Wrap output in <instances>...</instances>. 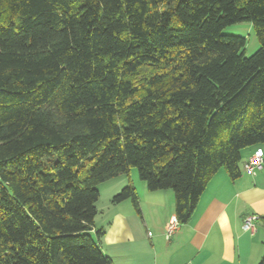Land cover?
Here are the masks:
<instances>
[{
	"label": "trees",
	"instance_id": "trees-1",
	"mask_svg": "<svg viewBox=\"0 0 264 264\" xmlns=\"http://www.w3.org/2000/svg\"><path fill=\"white\" fill-rule=\"evenodd\" d=\"M263 144L264 0H0V264H110L100 183L136 167L186 224Z\"/></svg>",
	"mask_w": 264,
	"mask_h": 264
},
{
	"label": "crops",
	"instance_id": "crops-1",
	"mask_svg": "<svg viewBox=\"0 0 264 264\" xmlns=\"http://www.w3.org/2000/svg\"><path fill=\"white\" fill-rule=\"evenodd\" d=\"M258 148L242 150L237 180L224 169L213 176L192 219L170 239L165 231L176 216L174 192L150 191L145 182L132 178L140 211L129 200L109 202L104 218L95 220V230H106L102 250L112 258L110 264H264V169L256 176L244 170ZM260 148L264 153V144ZM251 214L260 216L254 234L244 228Z\"/></svg>",
	"mask_w": 264,
	"mask_h": 264
},
{
	"label": "rangeland",
	"instance_id": "rangeland-1",
	"mask_svg": "<svg viewBox=\"0 0 264 264\" xmlns=\"http://www.w3.org/2000/svg\"><path fill=\"white\" fill-rule=\"evenodd\" d=\"M223 32L226 34H234V35H239V36L246 38V41H247L246 46H245L246 56H250V55L254 54L260 48V41L256 35L253 23L250 21H242V22L232 24V25L226 27L223 30ZM135 177H137V180H142V179H140L138 169L136 167H133L131 169L130 173L121 174L117 177H114L110 180L102 182L98 185V189L100 191V197H99V200L97 202L99 213L95 219L96 222H99L102 220V218H104V216L106 214V213L103 214V212L106 211V209L104 207L108 206V204H109V202H111V199L113 198V196L115 194L119 193L122 190V188L129 183V181L132 182V178L135 179ZM142 182H145V181L142 180ZM145 184H146V182H145ZM134 186H135V184H134Z\"/></svg>",
	"mask_w": 264,
	"mask_h": 264
},
{
	"label": "built area",
	"instance_id": "built-area-1",
	"mask_svg": "<svg viewBox=\"0 0 264 264\" xmlns=\"http://www.w3.org/2000/svg\"><path fill=\"white\" fill-rule=\"evenodd\" d=\"M264 169V153L262 148H258L244 164V170L249 174L256 176L257 173ZM260 219L258 214L248 215L244 220V228L254 234L257 230V221ZM181 223L176 217H172L166 226L165 236L170 239L178 230Z\"/></svg>",
	"mask_w": 264,
	"mask_h": 264
}]
</instances>
